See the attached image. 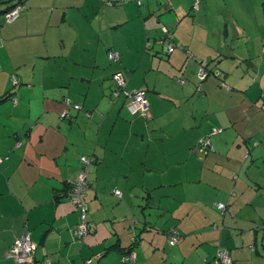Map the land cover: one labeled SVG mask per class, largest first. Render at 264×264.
Wrapping results in <instances>:
<instances>
[{
  "label": "crops",
  "instance_id": "obj_1",
  "mask_svg": "<svg viewBox=\"0 0 264 264\" xmlns=\"http://www.w3.org/2000/svg\"><path fill=\"white\" fill-rule=\"evenodd\" d=\"M250 1L25 0L12 22L0 11V264H20L7 254L26 230L27 264H121L131 248L132 264H206L220 246L233 264H264V0ZM116 71L147 90V116L112 99ZM83 155L95 226L80 242L66 187Z\"/></svg>",
  "mask_w": 264,
  "mask_h": 264
},
{
  "label": "built area",
  "instance_id": "obj_2",
  "mask_svg": "<svg viewBox=\"0 0 264 264\" xmlns=\"http://www.w3.org/2000/svg\"><path fill=\"white\" fill-rule=\"evenodd\" d=\"M142 0H138V3L140 4ZM200 0H194L193 8L195 11H198L200 8ZM26 8V5L23 3H19L14 8L10 9L4 14V18L8 22H12L15 19H17L21 12ZM164 30L166 33H168L167 28L164 27ZM171 34L167 35L166 40V46L167 51L169 53L173 52L176 45L174 41L171 39ZM165 42L164 40H161ZM188 55L190 52L187 50ZM119 51L117 50H111L109 52V58L111 60H118L119 59ZM200 69L198 72V76L200 80H204L208 74L209 70L207 69V65L204 61L200 60ZM113 79L115 81V89L113 90L114 96H119L121 93H124L127 98V108L133 115H143L147 116L150 111L149 102L147 99V91L144 89H135V90H127L126 89V80L123 78L121 72H117L114 74ZM16 101V100H15ZM66 104L69 106L70 102L69 100H66ZM75 108H80L78 105L74 106ZM69 115V112L66 110L63 113L64 117H67ZM221 130L215 128L214 133H219ZM204 145L209 146L210 140H206L204 142ZM94 161V158L92 156L83 155L81 157L82 162V168L83 172L82 174L75 180H71L72 189L70 192V199L77 205L80 213H81V222L79 225L75 228L74 233L78 237L79 241H83L85 237L90 232V227L92 223L90 222L88 218V206L86 202L83 199V196L87 189L90 187L91 180L88 177V172L90 169V165ZM114 193L118 197H122V191L120 189H115ZM217 207L220 210H224L226 207V204L223 202H220L217 204ZM180 237V234L173 230L170 235V243L174 245ZM35 254V246L32 242L31 234L29 232H24L22 236L17 239L16 244L12 246V248L9 251V256L12 258H15L17 262L27 263L32 262L34 259ZM136 260V252L134 250H129L127 253H124L122 255L121 263L122 264H132ZM233 258L229 253V250L225 247H219L216 251V256L213 260L206 262V264H232ZM92 259L87 260V264H91ZM44 264H49V262H45Z\"/></svg>",
  "mask_w": 264,
  "mask_h": 264
},
{
  "label": "trees",
  "instance_id": "obj_3",
  "mask_svg": "<svg viewBox=\"0 0 264 264\" xmlns=\"http://www.w3.org/2000/svg\"><path fill=\"white\" fill-rule=\"evenodd\" d=\"M6 3H8V5L6 6V8H4V9H0V11L1 12H3V14H5L7 11H9L10 9H12V8H14L16 5H18L19 3H23V4H25L24 2H25V0H4ZM201 1V0H200ZM109 3V5H115V4H123V1H119V2H114V1H109L108 2ZM136 3L138 4V5H143L144 4V0H142V2L139 4L138 3V0H136ZM194 9V8H193ZM164 27H166L167 28V31H168V33H166L165 32V30H164ZM160 29H161V33H162V35H161V37H160V42H162V43H165L166 44V40L168 41V39H167V35H169V34H171V39L173 40V30H172V28H171V26L169 25V24H167V23H162L161 24V27H160ZM161 40H164L165 42H163V41H161ZM174 41V40H173ZM175 43V42H174ZM175 45H176V43H175ZM176 48V47H175ZM182 48H183V46H182ZM113 50V49H112ZM175 50V49H174ZM111 51V50H110ZM109 51V52H110ZM187 51V50H186ZM168 52V51H167ZM172 53V52H171ZM190 57H192V55L190 54L189 55ZM119 58H120V56H119ZM115 61V60H114ZM117 72H121V74H122V76H123V78H125V76H124V74L122 73V71H116L115 73H117ZM114 73V74H115ZM114 74H113V76H114ZM113 76H112V80H113V82H114V85L116 86V84H115V81H114V79H113ZM208 77V76H207ZM206 77V78H207ZM205 78V79H206ZM204 79V80H205ZM125 80L127 81V79L125 78ZM204 80H202V81H204ZM201 81V82H202ZM126 84H127V82H126ZM115 86H114V89H115ZM113 89V90H114ZM113 90H112V92H113ZM127 90H131V89H127ZM132 90H135V89H132ZM139 90V89H138ZM144 90H146V89H144ZM147 91V90H146ZM118 96H114L113 95V93H112V99L113 98H117ZM262 98H264V92L262 93ZM126 106H127V98H126ZM75 105H78V104H71L70 103V105L68 106L69 108L70 107H73L74 109H76V110H79L80 108H75L74 106ZM69 108L67 109V111L69 112ZM70 116V112H69V115L67 116V117H69ZM215 134H217V133H215ZM90 168H91V165H90ZM88 177H89V179L91 180V178H90V169H89V172H88ZM92 183H93V181L91 180V184H90V187L88 188V189H90L91 188V186H92ZM66 189H67V195H68V197L70 198V192H71V189H72V185H71V181H70V183H68V185H67V187H66ZM88 189H87V191H88ZM115 189H118V188H115ZM114 189V190H115ZM86 191V192H87ZM86 192H85V194H86ZM114 193V192H113ZM85 194H84V196H83V199H84V201H85ZM114 195H115V193H114ZM118 197V196H117ZM120 198V197H119ZM73 202V201H72ZM86 202V201H85ZM74 203V202H73ZM75 204V203H74ZM86 204H87V202H86ZM76 205V204H75ZM77 206V205H76ZM87 206H88V204H87ZM78 208V207H77ZM218 208V207H217ZM88 209H89V207H88ZM225 209H226V207H225ZM220 210L219 208H218V210H220V212H222V213H224V211H226V210ZM79 210V209H78ZM80 212V211H79ZM88 214V213H87ZM87 216H89V215H87ZM80 218H81V213H80ZM89 218V217H88ZM90 220V219H89ZM90 222L92 223V225H91V227H90V231H91V229L92 228H94V226H95V223L92 221V220H90ZM79 225V224H78ZM77 225V226H78ZM75 230V229H74ZM173 230H176V229H172L171 231H170V234L172 233V231ZM27 232H29L30 233V231L29 230H26ZM25 231V232H26ZM178 233H179V231L178 230H176ZM31 234V233H30ZM180 234V233H179ZM22 236V235H21ZM20 236V237H21ZM20 237H18L17 239H19ZM17 239L14 241V243L10 246V248H9V251H10V249L12 248V246H14L15 244H16V241H17ZM81 242V241H80ZM129 250H133L132 248L131 249H129ZM129 250H127L126 252H124V253H127ZM9 251H8V254H7V256L9 257V258H12V257H10L9 256ZM123 253V254H124ZM12 259H14L15 261H16V259L15 258H12ZM35 261V254H34V259H33V261L32 262H27V263H33ZM49 262V264H50V261L48 260V259H44L43 260V262H42V264H44L45 262ZM17 262V261H16ZM17 263H20V264H27V263H22V262H17ZM86 264H87V262H86ZM91 264H94V262H91ZM122 264V263H121ZM233 264V263H232Z\"/></svg>",
  "mask_w": 264,
  "mask_h": 264
},
{
  "label": "rangeland",
  "instance_id": "obj_4",
  "mask_svg": "<svg viewBox=\"0 0 264 264\" xmlns=\"http://www.w3.org/2000/svg\"><path fill=\"white\" fill-rule=\"evenodd\" d=\"M253 5H256L257 4V6L255 7V9H259V10H261V9H263V5H261L262 3H263V0H251L250 1ZM0 17H1V15H0ZM263 234H264V231H263Z\"/></svg>",
  "mask_w": 264,
  "mask_h": 264
}]
</instances>
